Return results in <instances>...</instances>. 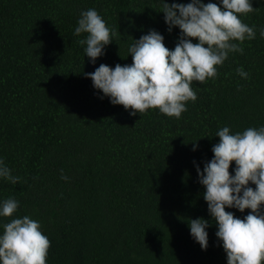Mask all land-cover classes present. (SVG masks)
<instances>
[{
  "label": "trees",
  "instance_id": "16d2710c",
  "mask_svg": "<svg viewBox=\"0 0 264 264\" xmlns=\"http://www.w3.org/2000/svg\"><path fill=\"white\" fill-rule=\"evenodd\" d=\"M250 2L240 19L255 39L216 78L193 81L197 99L176 119L158 109L133 116L85 75L130 66V45L153 30L174 50L181 33H169L161 0H0V161L20 178H0V205L19 204L0 217V235L13 218L38 221L47 264H227L196 168L214 158L220 128L264 127V0ZM89 9L116 32L95 64L79 43L85 34L74 35ZM226 211L243 219L250 210ZM198 218L209 222L206 250L190 234Z\"/></svg>",
  "mask_w": 264,
  "mask_h": 264
},
{
  "label": "clouds",
  "instance_id": "9594fccd",
  "mask_svg": "<svg viewBox=\"0 0 264 264\" xmlns=\"http://www.w3.org/2000/svg\"><path fill=\"white\" fill-rule=\"evenodd\" d=\"M162 13L168 31L180 30L181 36L174 50L164 44V37L150 31L129 47L132 64L115 68L101 64L91 74H85L93 86L113 105L131 110L140 116L149 109H158L170 118L179 119L187 111L186 104L195 102L193 81L205 83L217 76L230 53H243L245 40H253L255 27L243 23L241 16L254 11L250 0H220L204 4L191 0L188 4L161 0ZM222 5V6H221ZM85 34L79 43L86 45L85 53L95 64L113 42L115 31L94 9L81 13L74 35ZM260 35L264 37V30ZM196 40L197 43L192 41ZM237 74L248 78L243 68ZM219 143L212 148L214 158L196 171L206 189L204 200L215 220L218 239L222 241L227 264H264V127H249L233 134L229 127L220 128ZM194 145L197 144L193 143ZM195 151V147L193 149ZM236 165L234 176L230 167ZM0 178L16 184L19 177L0 161ZM67 179L66 176H61ZM255 185V189L249 185ZM18 201L8 198L0 205V217L11 218L18 209ZM226 208L241 213L250 210L243 219ZM190 234L201 246L208 247L209 222L203 218L190 220ZM50 241L41 231L38 221L29 216L13 218L4 225L0 235V264H47Z\"/></svg>",
  "mask_w": 264,
  "mask_h": 264
}]
</instances>
